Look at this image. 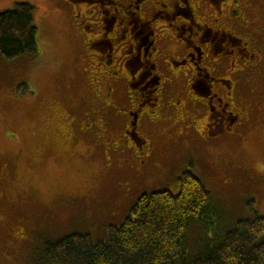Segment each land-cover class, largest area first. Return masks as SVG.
<instances>
[{"label":"flooded vegetation","instance_id":"1","mask_svg":"<svg viewBox=\"0 0 264 264\" xmlns=\"http://www.w3.org/2000/svg\"><path fill=\"white\" fill-rule=\"evenodd\" d=\"M64 1L86 92L56 135L89 142L105 170L133 167L126 197L157 167L169 110L192 116L173 146L185 135L207 152L264 138V0ZM8 175L0 161L3 187Z\"/></svg>","mask_w":264,"mask_h":264},{"label":"rangeland","instance_id":"2","mask_svg":"<svg viewBox=\"0 0 264 264\" xmlns=\"http://www.w3.org/2000/svg\"><path fill=\"white\" fill-rule=\"evenodd\" d=\"M21 3L34 7L38 52L14 61L0 57V161L9 171L7 184L0 183V264H42L48 241L74 234L106 239L144 194L178 192L190 162L212 194L208 228L196 225L189 233L193 253L239 220L264 218V138L207 152L185 135L173 146L174 136L192 126V116L169 110L157 167L126 197L131 178L124 172L133 175V167L105 170L102 153L89 142L58 137L62 116L86 92L78 33L64 0H0V12ZM168 148L175 149L171 158Z\"/></svg>","mask_w":264,"mask_h":264},{"label":"trees","instance_id":"3","mask_svg":"<svg viewBox=\"0 0 264 264\" xmlns=\"http://www.w3.org/2000/svg\"><path fill=\"white\" fill-rule=\"evenodd\" d=\"M34 7L17 4L0 12V57L14 61L37 54ZM179 191L144 194L124 223L104 240L74 234L48 241L42 264H264V218L239 220L218 241H203L196 252L189 233L208 228L211 191L192 172L179 178Z\"/></svg>","mask_w":264,"mask_h":264}]
</instances>
